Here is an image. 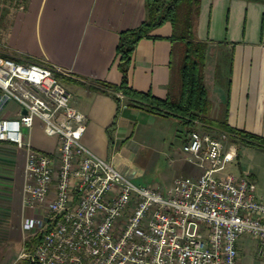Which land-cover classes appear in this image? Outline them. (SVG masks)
Wrapping results in <instances>:
<instances>
[{
    "label": "crops",
    "instance_id": "crops-1",
    "mask_svg": "<svg viewBox=\"0 0 264 264\" xmlns=\"http://www.w3.org/2000/svg\"><path fill=\"white\" fill-rule=\"evenodd\" d=\"M4 15L0 55L66 71L60 82L71 95V106L86 118L82 144L121 175L140 179L143 165L157 152L174 149L175 142L181 149L190 129L182 128L180 119L125 106L115 117L112 97L89 88L96 82L120 83L118 36L144 20V0H23ZM170 35L165 22L137 42L128 68L133 90L166 97L177 78ZM194 37L207 45L203 82L210 112L218 118L225 110L229 127L264 138V0H199ZM19 113L9 102L0 118L15 119ZM24 137L34 150L56 157L57 139L44 135L39 120ZM179 149L171 155L179 157ZM25 159L24 148L0 142V264H28L19 258L22 220L30 214L22 203ZM182 163L178 169L186 176L181 177L199 173L186 160ZM246 173L255 182V175ZM255 248V241L240 237L238 264H264Z\"/></svg>",
    "mask_w": 264,
    "mask_h": 264
},
{
    "label": "built area",
    "instance_id": "built-area-1",
    "mask_svg": "<svg viewBox=\"0 0 264 264\" xmlns=\"http://www.w3.org/2000/svg\"><path fill=\"white\" fill-rule=\"evenodd\" d=\"M20 2L21 0H17ZM55 65L0 55V142L24 148L19 258L29 264H238L236 242L255 241L264 259V193L248 173L225 174L237 158L231 137L190 131L181 150L199 173L166 190L134 184L85 147V116L74 109ZM122 98L120 94H117ZM34 120L57 139L56 157L36 151L24 132Z\"/></svg>",
    "mask_w": 264,
    "mask_h": 264
},
{
    "label": "trees",
    "instance_id": "trees-1",
    "mask_svg": "<svg viewBox=\"0 0 264 264\" xmlns=\"http://www.w3.org/2000/svg\"><path fill=\"white\" fill-rule=\"evenodd\" d=\"M198 6L199 0H144V20L136 28L122 31L118 36L115 52L117 67L121 74L120 83L113 85L96 82V87L89 88L112 97L116 103L115 117L122 106L136 108L164 117H176L189 129L199 123L217 132L228 133L232 142L264 148L263 137L229 127L225 110L216 119L208 117L210 101L203 82L207 45L194 37ZM165 22L171 25L169 39L176 47L178 58L177 91L170 89L164 99H159L152 96L150 92L143 93L133 90L128 83V68L137 42L142 38H148L152 29ZM58 78L62 79V77ZM117 94H120L122 98H119ZM34 242V239L25 241L23 250L30 251Z\"/></svg>",
    "mask_w": 264,
    "mask_h": 264
},
{
    "label": "rangeland",
    "instance_id": "rangeland-1",
    "mask_svg": "<svg viewBox=\"0 0 264 264\" xmlns=\"http://www.w3.org/2000/svg\"><path fill=\"white\" fill-rule=\"evenodd\" d=\"M23 5V0L18 2L17 0H0V17L4 19V14L7 13V11H10L14 8H20ZM4 22L2 19H0V34L3 29ZM1 48V46H0ZM176 61H175V70L177 71V65H178V58L177 55H175ZM176 77L177 74L175 73ZM176 81L171 86L172 91H177L176 88ZM219 115L218 117H220ZM210 119H216L214 116V113L209 111ZM182 128L185 127V125L181 124ZM200 131V132H206L211 134H216L217 130L213 128H207L199 123H196L190 131ZM167 143V142H166ZM237 148V154L238 158L232 163L226 166L225 168V174H232L234 176L244 175L246 174V170L250 171L255 175V184L256 188L259 187L261 193H264V148L263 147H245L242 146L243 144L239 142H233ZM179 149V143H174V149H170V147H167L163 153L155 154L150 160H148L147 163H145L142 167V175L140 179L132 180V182L136 185H142V186H154L158 187L162 190H166L171 186L173 183V180L177 178L178 176H186L184 173L185 171H181L182 169H178L180 166L182 168V160L184 158V154L181 149H179L180 156H173L171 155L172 150ZM146 153V150H143L141 152L142 157L144 158V155ZM168 153L170 155L168 156ZM251 177V176H250ZM24 251V250H22ZM21 251V252H22ZM20 252V253H21ZM28 252V251H24ZM23 259V258H20ZM24 261V260H22ZM22 264H26L22 262Z\"/></svg>",
    "mask_w": 264,
    "mask_h": 264
}]
</instances>
